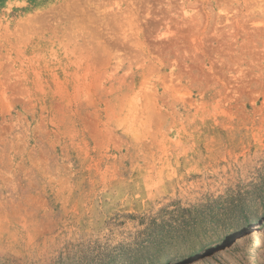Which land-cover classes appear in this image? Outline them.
Listing matches in <instances>:
<instances>
[{
	"label": "rangeland",
	"instance_id": "374dc122",
	"mask_svg": "<svg viewBox=\"0 0 264 264\" xmlns=\"http://www.w3.org/2000/svg\"><path fill=\"white\" fill-rule=\"evenodd\" d=\"M254 226L264 0H0V264H264Z\"/></svg>",
	"mask_w": 264,
	"mask_h": 264
},
{
	"label": "bare ground",
	"instance_id": "6f19581e",
	"mask_svg": "<svg viewBox=\"0 0 264 264\" xmlns=\"http://www.w3.org/2000/svg\"><path fill=\"white\" fill-rule=\"evenodd\" d=\"M261 226V225H260ZM247 244H261L264 243V229L259 226H254L250 232L243 239Z\"/></svg>",
	"mask_w": 264,
	"mask_h": 264
}]
</instances>
